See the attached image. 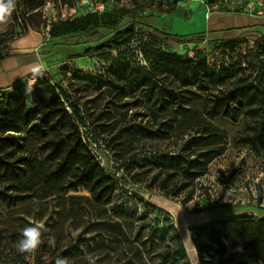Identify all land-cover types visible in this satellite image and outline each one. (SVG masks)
Instances as JSON below:
<instances>
[{"label":"rangeland","instance_id":"374dc122","mask_svg":"<svg viewBox=\"0 0 264 264\" xmlns=\"http://www.w3.org/2000/svg\"><path fill=\"white\" fill-rule=\"evenodd\" d=\"M152 1L139 13L135 40L120 50L123 39L118 35L133 23V0H17L12 17L0 24V61L34 54L43 71L32 72L9 93L29 94L42 77L68 87L73 102L93 120L88 121L92 155L104 172L128 174L135 184L119 185L112 203L103 206L90 195H63L70 178L44 184L48 169L39 168L23 188L24 200L0 202V264L6 254L18 252L15 244L29 218L44 221L48 229L34 253L22 254L30 264H55L57 257L67 258L68 264H208L219 248L209 240L205 225L245 215L264 219V151L243 144L256 133L255 109L240 112L236 119L211 116V99L228 95L235 80L212 85L207 92L183 88L170 67L163 66L165 72L155 76L140 50L150 47L195 62L205 59L212 71L239 69L235 79L242 85L241 77L255 75L244 62L245 46L223 53L218 45L242 36L254 42L264 35V19L246 15L264 17V1L246 10L247 0H182L173 15L159 11L161 2L167 8L166 0ZM212 13L241 15L218 21ZM87 15L89 22L99 23L98 36L64 35L68 23ZM255 20L258 25L226 30ZM215 28L225 31H210ZM154 29L185 39L208 35L202 42L163 44ZM110 39L112 49L97 50ZM120 53L131 64L128 74L110 71ZM126 77L134 82L135 93L118 90ZM178 95L185 108L178 106ZM41 144L34 136L28 144L39 159ZM194 174L201 176L191 179ZM183 184L190 186L179 191ZM169 247L171 257L163 261Z\"/></svg>","mask_w":264,"mask_h":264},{"label":"trees","instance_id":"16d2710c","mask_svg":"<svg viewBox=\"0 0 264 264\" xmlns=\"http://www.w3.org/2000/svg\"><path fill=\"white\" fill-rule=\"evenodd\" d=\"M133 1L135 4L131 10L133 23L131 27L119 33L118 36L123 39V42L117 45L118 50L121 47L129 48L135 40V26L138 25L139 13L148 9L154 2L152 0ZM166 1L167 8H163L161 2L159 11L163 14L173 15L178 11V4L182 0ZM38 8H32V11ZM79 19L82 20L71 21L65 26L67 33L64 35L76 33L89 39L99 35L101 28L99 23L88 20L92 17L87 15ZM244 28L248 27L235 29ZM153 33L163 44H166L167 41L176 44L202 42L208 35L206 32L193 39H185L157 29H154ZM111 40L105 41L97 50L101 52L112 49L113 41ZM244 46V62L255 75L254 78L246 75L241 77L244 82L242 85H238L239 81L235 79L236 71L239 69L235 70L231 67L212 71L207 66L208 63L205 59L195 62L184 59L180 55L164 54L150 47H140V50L155 76L160 72H165L166 67L163 66L170 67L171 72L181 78L178 83L183 88L195 86L198 90L207 92L212 85L225 84L234 79L236 86L228 95L217 97V102L215 99H211V102L214 103L211 116L216 117L221 113L236 119L240 112L249 108L255 109L256 133L253 138L244 139L243 144L255 151H264V35L254 42L243 36L223 40L219 42L218 49L226 53L233 52L237 48L242 49ZM88 54L89 52L86 51L82 56ZM124 57L126 58V55L120 53L113 61L110 71H114L118 75L128 74L131 64L123 61ZM246 70L248 69H244V72ZM126 78V80L123 79V83H121L123 85L119 86L118 90L135 93L134 82L130 81V77ZM9 89L10 87L0 90V202L7 201L16 204L24 200L26 195L23 194V188L26 182L37 174L39 168L45 166L48 171L45 174L44 184L70 178L71 182L62 192L63 195H90L95 203L103 206L112 203L119 185H135L128 179V174L115 177L104 172L100 163L92 155L90 146L93 136L90 133L88 121L91 123L93 120L91 115H87L78 104L73 102L68 87L56 86L50 80L42 77L38 79L33 91L24 96L13 95L9 93ZM176 90L179 92L178 88ZM177 102L180 108H185V101L180 95H178ZM32 136L42 140L40 146L42 159H39L38 155L32 154L28 149ZM199 176L201 175L194 174L191 179H196ZM189 186V184H183L178 190L183 191ZM149 189L152 188L149 187ZM132 194L140 197V193ZM52 195L54 193L49 194L46 198ZM186 200L190 201L192 197H187ZM215 208L217 207L214 206L212 209ZM199 212H205V209ZM204 230L207 232L209 240L219 248V252L208 264H264V219L256 218L253 215L223 218L209 222L205 225ZM239 249H242L241 253ZM172 250L169 247L164 252L163 261L171 257ZM5 258L6 262L2 261V263L5 262L3 264H30L19 252L6 254Z\"/></svg>","mask_w":264,"mask_h":264},{"label":"clouds","instance_id":"9594fccd","mask_svg":"<svg viewBox=\"0 0 264 264\" xmlns=\"http://www.w3.org/2000/svg\"><path fill=\"white\" fill-rule=\"evenodd\" d=\"M16 2L17 0H0V24L7 23L12 17L16 10ZM37 75H43V71L37 69ZM47 231L44 221L29 218L28 224L22 229L20 238L15 244L16 250L21 254L34 253L44 243L42 236ZM48 242L50 245L54 243L52 238H49ZM55 264H68V260L64 257H57Z\"/></svg>","mask_w":264,"mask_h":264},{"label":"crops","instance_id":"0c3cea01","mask_svg":"<svg viewBox=\"0 0 264 264\" xmlns=\"http://www.w3.org/2000/svg\"><path fill=\"white\" fill-rule=\"evenodd\" d=\"M217 14V20L225 19L226 17L234 16V15H241L235 13H212ZM245 15V14H244ZM249 17H253L255 19H264V17H256L253 15L246 14ZM252 25H258V22L255 20V23ZM251 25V26H252ZM237 27H245V26H237ZM232 27V28H237ZM249 27V25H246ZM215 30V31H214ZM212 30L213 32L216 31H225L222 28H215ZM41 63L37 55H30V54H19L14 57H10L8 59H4L0 61V90L1 89H8L9 87H13L18 85L29 76L32 72L37 71V69H41Z\"/></svg>","mask_w":264,"mask_h":264},{"label":"built area","instance_id":"2783aa9c","mask_svg":"<svg viewBox=\"0 0 264 264\" xmlns=\"http://www.w3.org/2000/svg\"><path fill=\"white\" fill-rule=\"evenodd\" d=\"M263 0H247L246 10H253L256 5H262Z\"/></svg>","mask_w":264,"mask_h":264},{"label":"water","instance_id":"95a60500","mask_svg":"<svg viewBox=\"0 0 264 264\" xmlns=\"http://www.w3.org/2000/svg\"><path fill=\"white\" fill-rule=\"evenodd\" d=\"M19 32L21 33V31L19 30Z\"/></svg>","mask_w":264,"mask_h":264}]
</instances>
